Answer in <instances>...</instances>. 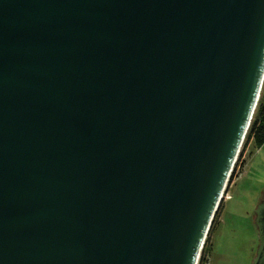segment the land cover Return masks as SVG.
Instances as JSON below:
<instances>
[{
  "label": "water",
  "instance_id": "95a60500",
  "mask_svg": "<svg viewBox=\"0 0 264 264\" xmlns=\"http://www.w3.org/2000/svg\"><path fill=\"white\" fill-rule=\"evenodd\" d=\"M263 81L264 0H0V264H197Z\"/></svg>",
  "mask_w": 264,
  "mask_h": 264
},
{
  "label": "rangeland",
  "instance_id": "374dc122",
  "mask_svg": "<svg viewBox=\"0 0 264 264\" xmlns=\"http://www.w3.org/2000/svg\"><path fill=\"white\" fill-rule=\"evenodd\" d=\"M254 115L256 110L251 121ZM245 137L221 210L206 237L205 264H252L256 253L254 211L264 192V142L259 146L254 134Z\"/></svg>",
  "mask_w": 264,
  "mask_h": 264
},
{
  "label": "trees",
  "instance_id": "16d2710c",
  "mask_svg": "<svg viewBox=\"0 0 264 264\" xmlns=\"http://www.w3.org/2000/svg\"><path fill=\"white\" fill-rule=\"evenodd\" d=\"M255 110H256V115H254L255 118L253 121H251L245 136H250V135L254 134L255 138H256V143L260 146L264 142V85H262L259 100H258V103H257ZM233 170H234V167H233ZM233 170H232V172H233ZM230 178H232V173L230 175ZM221 207H222V202L220 203V205H219V207H218V209L214 215V218L212 220V224L210 226L208 235L211 233L213 221L217 218V216L221 210ZM206 240H207V238L205 239V243H206ZM205 243L201 249V253H200L197 264H205V262H206L205 261V254L208 250H205Z\"/></svg>",
  "mask_w": 264,
  "mask_h": 264
},
{
  "label": "flooded vegetation",
  "instance_id": "af4514ba",
  "mask_svg": "<svg viewBox=\"0 0 264 264\" xmlns=\"http://www.w3.org/2000/svg\"><path fill=\"white\" fill-rule=\"evenodd\" d=\"M260 202V201H259Z\"/></svg>",
  "mask_w": 264,
  "mask_h": 264
}]
</instances>
